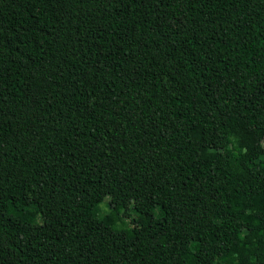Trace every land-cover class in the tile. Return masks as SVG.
Segmentation results:
<instances>
[{
  "label": "trees",
  "instance_id": "obj_1",
  "mask_svg": "<svg viewBox=\"0 0 264 264\" xmlns=\"http://www.w3.org/2000/svg\"><path fill=\"white\" fill-rule=\"evenodd\" d=\"M0 264H264V0H0Z\"/></svg>",
  "mask_w": 264,
  "mask_h": 264
},
{
  "label": "rangeland",
  "instance_id": "obj_2",
  "mask_svg": "<svg viewBox=\"0 0 264 264\" xmlns=\"http://www.w3.org/2000/svg\"><path fill=\"white\" fill-rule=\"evenodd\" d=\"M100 209L101 211L104 213L105 211H107L108 207H107V199H105L104 201H102L100 203ZM125 223L130 224V221L126 218Z\"/></svg>",
  "mask_w": 264,
  "mask_h": 264
}]
</instances>
